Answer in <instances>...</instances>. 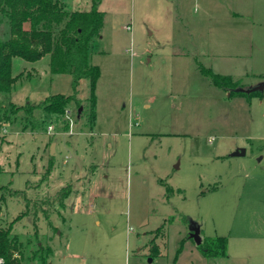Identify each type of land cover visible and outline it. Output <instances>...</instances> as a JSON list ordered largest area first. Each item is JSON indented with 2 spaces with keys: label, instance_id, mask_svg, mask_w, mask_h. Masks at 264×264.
I'll return each instance as SVG.
<instances>
[{
  "label": "rangeland",
  "instance_id": "rangeland-1",
  "mask_svg": "<svg viewBox=\"0 0 264 264\" xmlns=\"http://www.w3.org/2000/svg\"><path fill=\"white\" fill-rule=\"evenodd\" d=\"M244 2L101 0L88 54L100 72L93 123L81 79V115L66 108L71 134L66 110L0 127V186L24 195L0 199V227L11 224L21 264H40L38 245L51 250L45 264H264V98L229 94L204 73L236 88L264 81V13L241 14ZM48 61L12 59V73L23 72L14 103L73 93ZM191 220L201 239L227 238L225 257L202 254Z\"/></svg>",
  "mask_w": 264,
  "mask_h": 264
},
{
  "label": "trees",
  "instance_id": "trees-1",
  "mask_svg": "<svg viewBox=\"0 0 264 264\" xmlns=\"http://www.w3.org/2000/svg\"><path fill=\"white\" fill-rule=\"evenodd\" d=\"M68 1L0 0V127L17 119L24 123L22 129L27 125L33 127L36 110H40L44 115H60L70 102H74L78 107L82 106L83 102L76 96V87L81 79L89 82V96L85 102L89 103L91 112L86 122L89 125L93 123L95 87L100 72L96 65L88 63V54L91 39L99 36L104 14L99 10L101 0H89L86 9H71ZM44 55L49 56L50 73H68L71 76L73 93L51 94L36 104L14 103L9 93L23 72L13 75L12 59L19 57L35 62ZM204 73L210 77L213 85L228 90L229 94L264 98V90L250 93L235 91L239 82L229 75L214 73L210 68L204 69ZM260 76L264 78V75ZM70 191L69 186L61 190V207H64V200ZM15 195L20 199L24 198V195L17 190H11L7 185L0 186L1 200ZM22 215L19 214L14 220H18ZM20 245L16 236L11 233V224L6 228L0 227V257L4 264H21ZM200 245L205 257L217 258L227 255L225 236L204 237ZM37 252L40 264H45L47 256L51 253L50 248L38 245ZM151 252L158 253V248L151 247Z\"/></svg>",
  "mask_w": 264,
  "mask_h": 264
},
{
  "label": "water",
  "instance_id": "water-1",
  "mask_svg": "<svg viewBox=\"0 0 264 264\" xmlns=\"http://www.w3.org/2000/svg\"><path fill=\"white\" fill-rule=\"evenodd\" d=\"M235 91H239V92H245V93H250V92H254V91H259L261 92L262 90H264V81H260L259 83H257L254 86H250L248 88H235ZM82 110V106H79L78 111H77V117H79L80 113ZM54 146L55 143L52 142L50 145V154L54 153ZM244 150H239V152H236V154H243ZM190 230H191V237H193V239L195 240L196 244L201 243L202 239L200 237V226L196 221L191 220L190 221ZM149 261H151V259H149Z\"/></svg>",
  "mask_w": 264,
  "mask_h": 264
},
{
  "label": "crops",
  "instance_id": "crops-1",
  "mask_svg": "<svg viewBox=\"0 0 264 264\" xmlns=\"http://www.w3.org/2000/svg\"><path fill=\"white\" fill-rule=\"evenodd\" d=\"M214 5H215V2H214ZM214 10L221 11V9L217 8L216 6H215ZM236 10L240 11L241 14H246V15H252L253 16V13L254 14L255 13H260V14L264 13V5H262L261 0H253L252 2H249L248 0H245L243 5L240 8H237ZM39 60H37V61H39ZM37 61H35V62H37ZM46 65L48 67V63ZM95 105H96V103H95ZM54 151H56V143H55V146H54Z\"/></svg>",
  "mask_w": 264,
  "mask_h": 264
},
{
  "label": "built area",
  "instance_id": "built-area-1",
  "mask_svg": "<svg viewBox=\"0 0 264 264\" xmlns=\"http://www.w3.org/2000/svg\"><path fill=\"white\" fill-rule=\"evenodd\" d=\"M66 113H67V118L70 120V126H69V131H68L70 133L71 132V130H70V127H71V117L69 115V110L68 109L66 110ZM52 129H53V126L52 125H48L47 126V132L48 133H50L52 131ZM0 264H4V260L1 257H0Z\"/></svg>",
  "mask_w": 264,
  "mask_h": 264
}]
</instances>
